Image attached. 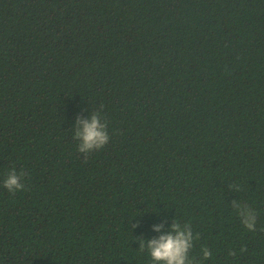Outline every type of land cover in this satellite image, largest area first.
<instances>
[{
	"label": "trees",
	"instance_id": "obj_1",
	"mask_svg": "<svg viewBox=\"0 0 264 264\" xmlns=\"http://www.w3.org/2000/svg\"><path fill=\"white\" fill-rule=\"evenodd\" d=\"M174 218L200 264H264V0H0V264H153Z\"/></svg>",
	"mask_w": 264,
	"mask_h": 264
},
{
	"label": "clouds",
	"instance_id": "obj_2",
	"mask_svg": "<svg viewBox=\"0 0 264 264\" xmlns=\"http://www.w3.org/2000/svg\"><path fill=\"white\" fill-rule=\"evenodd\" d=\"M103 105L96 111L90 112L88 118L77 115L73 126V139L78 142V151L84 155L85 161L89 153L100 150L109 142L107 121L102 118ZM27 172L21 170L17 172L15 168L8 171L3 180V187L9 192L15 193L25 188L23 183ZM230 189L239 191V186H229ZM232 207L239 216L241 223L249 230H256L257 213L246 203L239 200L232 201ZM137 225H132L136 227ZM153 230L161 233L158 237L143 239L140 241L139 248L147 249L153 264H200V260L191 256L190 253L194 247V241L199 239V233H193L190 222L181 223L173 219L166 232H163L164 224H154ZM241 252L246 251L241 248ZM229 256H235V250L228 253ZM203 260L212 257V251L207 247L201 248Z\"/></svg>",
	"mask_w": 264,
	"mask_h": 264
}]
</instances>
